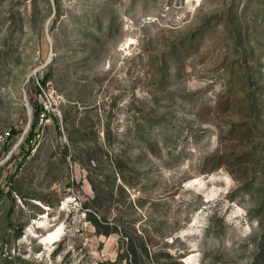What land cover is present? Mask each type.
Wrapping results in <instances>:
<instances>
[{"label": "rangeland", "instance_id": "374dc122", "mask_svg": "<svg viewBox=\"0 0 264 264\" xmlns=\"http://www.w3.org/2000/svg\"><path fill=\"white\" fill-rule=\"evenodd\" d=\"M0 264H264V0H0Z\"/></svg>", "mask_w": 264, "mask_h": 264}, {"label": "trees", "instance_id": "16d2710c", "mask_svg": "<svg viewBox=\"0 0 264 264\" xmlns=\"http://www.w3.org/2000/svg\"><path fill=\"white\" fill-rule=\"evenodd\" d=\"M48 77V76H47ZM47 77L45 79L42 80V84L45 85L47 83ZM49 78V77H48ZM41 109H43V107H41ZM41 110L39 109H35L33 111V121L31 123V127L30 129L28 130V133L27 135L24 136V139L22 141V145L21 147H25V146H29V150L31 152L32 150V144L31 142H33L35 139H36V134H37V131H36V127L39 123V118H40V114H41ZM105 219V218H104ZM92 220L94 222V224L96 226H101V221L100 219L98 218V216L96 215H93L92 216ZM103 234H108L109 231H104L102 232ZM139 237H141V239L139 240H134L133 238H129L127 236L126 238V248H125V257L127 258L128 254L130 253L131 256H133L134 258V261L138 263V260H137V254H143L145 253V255L147 257H149V250L147 249V242H146V239H143L141 235H139ZM135 255V256H134ZM133 258H131L133 260ZM143 261V260H142Z\"/></svg>", "mask_w": 264, "mask_h": 264}]
</instances>
